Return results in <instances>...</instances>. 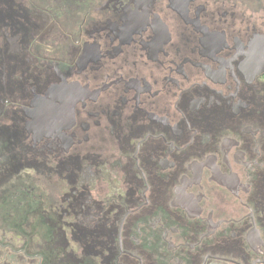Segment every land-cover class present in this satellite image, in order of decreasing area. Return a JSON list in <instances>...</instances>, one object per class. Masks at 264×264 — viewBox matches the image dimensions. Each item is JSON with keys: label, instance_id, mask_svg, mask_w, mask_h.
Returning a JSON list of instances; mask_svg holds the SVG:
<instances>
[{"label": "flooded vegetation", "instance_id": "flooded-vegetation-1", "mask_svg": "<svg viewBox=\"0 0 264 264\" xmlns=\"http://www.w3.org/2000/svg\"><path fill=\"white\" fill-rule=\"evenodd\" d=\"M0 264H264V0H0Z\"/></svg>", "mask_w": 264, "mask_h": 264}]
</instances>
